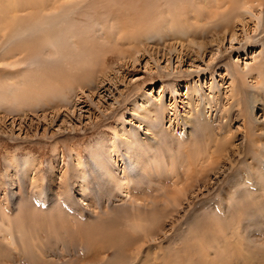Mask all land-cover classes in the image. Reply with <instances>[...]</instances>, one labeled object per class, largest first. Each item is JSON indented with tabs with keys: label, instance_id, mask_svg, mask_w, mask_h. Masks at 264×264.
I'll list each match as a JSON object with an SVG mask.
<instances>
[{
	"label": "rangeland",
	"instance_id": "rangeland-1",
	"mask_svg": "<svg viewBox=\"0 0 264 264\" xmlns=\"http://www.w3.org/2000/svg\"><path fill=\"white\" fill-rule=\"evenodd\" d=\"M212 3L0 0V264H264V7Z\"/></svg>",
	"mask_w": 264,
	"mask_h": 264
},
{
	"label": "bare ground",
	"instance_id": "bare-ground-1",
	"mask_svg": "<svg viewBox=\"0 0 264 264\" xmlns=\"http://www.w3.org/2000/svg\"><path fill=\"white\" fill-rule=\"evenodd\" d=\"M126 2V1H125ZM229 3H231V5L229 6V10L230 11H233L231 14L229 13H226L225 10L223 8V6H225V4H227V6L229 5ZM224 4V1L223 0H213V3L210 4V6H207L208 10H209V14H210V22H214V23H219L220 21L224 20L225 18L230 21L233 17H235V15H238V16H243V15H252L253 13V9L254 8H258L259 6L261 7H264V0H228L227 3ZM51 5V4H50ZM66 5V4H65ZM64 6V5H63ZM67 6V5H66ZM76 7V6H75ZM63 8V7H62ZM185 8V7H184ZM183 8V9H184ZM222 8V9H221ZM67 9V8H65ZM220 9V13L218 12ZM52 10V9H51ZM228 11V10H227ZM191 14V13H190ZM52 15V14H50ZM58 15V14H57ZM193 15V14H192ZM253 16V15H252ZM261 16V15H260ZM53 17V16H51ZM222 17V18H221ZM187 18V15L184 16V19ZM195 18V17H194ZM263 19V18H262ZM58 21V20H57ZM166 23V22H165ZM213 23V24H214ZM53 24V23H51ZM56 24V23H55ZM46 25V24H45ZM49 25V23H48ZM52 26V25H51ZM51 26L49 28H51ZM18 27V26H17ZM31 28V27H30ZM53 29V28H51ZM15 30V29H14ZM13 30V31H14ZM25 31V30H24ZM23 31V32H24ZM28 31V30H27ZM51 31V30H50ZM53 31V30H52ZM27 33V32H26ZM41 33V32H40ZM159 34V33H158ZM39 36V35H38ZM17 37V36H16ZM24 38V37H23ZM20 39V38H19ZM38 40V39H37ZM6 43V41H5ZM3 48V47H2ZM2 48H0L2 50ZM4 49V48H3ZM22 49V48H21ZM0 50V51H1ZM5 50V49H4ZM11 51V50H10ZM3 52V51H2ZM4 53V52H3ZM18 53H21V52H18ZM23 53V52H22ZM12 55V53H11ZM25 56V55H24ZM20 57V56H19ZM156 111V110H155ZM147 127H148V124H146ZM134 144V143H131V145ZM130 145V146H131ZM129 146V147H130ZM133 146V145H132ZM138 148L137 146L135 147V149ZM139 150V149H138ZM128 152V151H127ZM137 153V152H136ZM135 153V154H136ZM141 153V152H140ZM140 157V154L138 155ZM137 156V160L139 159V157ZM135 158V157H134ZM136 160V159H135ZM104 165V163H102V166ZM106 170V169H105ZM107 172V171H106ZM105 173V172H104ZM108 173H110V171H108ZM107 174V173H106ZM110 176L111 175H114L113 173L112 174H109ZM126 178V177H124ZM128 178H131L130 176H128ZM113 179V178H112ZM116 179V178H115ZM132 179V178H131ZM129 179V181L131 180ZM120 180V179H119ZM127 180V179H126ZM114 181V179L112 180ZM111 181V182H112ZM125 181V180H124ZM128 182V181H127ZM116 183V184H115ZM115 186L117 185V182H115ZM119 183V182H118ZM127 188V187H126ZM82 193V192H81ZM128 195V194H127ZM131 195V194H130ZM129 195V196H130ZM70 198V197H69ZM138 198V197H137ZM155 210V208L153 209ZM71 211V210H70ZM144 211V210H143ZM157 211V209H156ZM161 211V210H160ZM162 212V211H161ZM144 213V212H143ZM155 213V212H154ZM145 214V213H144ZM148 214V213H147ZM153 214H151L150 212V215H146L148 217L152 216ZM133 217V216H132ZM140 217V215H139ZM138 217V218H139ZM76 218V217H75ZM112 222V221H111ZM105 224L107 226H105ZM91 225V224H89ZM113 225H110L106 222H102V229L103 230V233L101 235V237H99V239L97 240H93L92 243L91 242H87L86 244L89 246L88 249L90 250H93V249H97L96 250V254L92 256V258H90L89 260V264H98L99 262H101L102 264H110L108 261L105 260V256H104V252L106 251L107 253L109 251H112L114 253V256L115 258H117L118 260H121V261H118L117 262L120 264H133L131 258L135 257V255L131 254L132 256H128V252L125 253V246L124 247H120L118 246V244H116L115 242H117L119 240V236L120 235H117V232L114 231V229H119V227H115ZM122 226V225H121ZM129 226V225H128ZM90 227V226H89ZM134 227V226H133ZM136 227V226H135ZM94 228V227H93ZM110 228H113V230L110 231ZM69 229V228H68ZM71 229V228H70ZM134 229V228H133ZM126 233V231L124 232ZM118 234H119V230H118ZM128 233H126L125 235H127ZM126 237V236H125ZM123 238V237H121ZM127 238V237H126ZM60 239V238H59ZM124 239V238H123ZM123 242V241H122ZM121 242V244L123 245V243ZM119 243V241H118ZM120 244V243H119ZM92 246H98L97 248L95 247H92ZM44 248V247H43ZM70 248V247H69ZM137 248V247H136ZM43 250V249H42ZM70 251H73V249H71ZM132 252V251H131ZM139 252V251H138ZM42 253V252H41ZM135 253V251H134ZM137 253V252H136ZM135 253V254H136ZM40 254V252H39ZM145 254V253H144ZM96 256V257H95ZM148 256V255H147ZM36 257V264L37 263H40V264H45L44 262H42L41 258L38 257V254L35 256ZM188 257V256H187ZM144 258V256L142 257ZM147 258V257H146ZM125 262H124V261ZM134 260V258H133ZM136 260V259H135ZM144 260V259H143ZM88 261V260H87ZM32 263V262H31ZM53 263V262H52ZM100 263V264H101ZM155 263V262H154ZM30 264V263H28ZM147 264V263H146Z\"/></svg>",
	"mask_w": 264,
	"mask_h": 264
}]
</instances>
